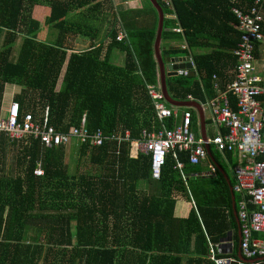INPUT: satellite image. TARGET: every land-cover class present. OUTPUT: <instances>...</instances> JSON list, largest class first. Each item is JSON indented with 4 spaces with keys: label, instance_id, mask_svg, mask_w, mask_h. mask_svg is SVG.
<instances>
[{
    "label": "trees",
    "instance_id": "obj_1",
    "mask_svg": "<svg viewBox=\"0 0 264 264\" xmlns=\"http://www.w3.org/2000/svg\"><path fill=\"white\" fill-rule=\"evenodd\" d=\"M145 1L148 10L113 13L111 43L101 59L102 48L77 53L74 45L64 47V41L81 36L93 42L96 31L87 21L97 20L96 13L112 0H0V114L5 86L15 84L21 88L14 97L20 118L26 113L38 118L48 108V125L59 134L72 133L84 120L91 133H130L121 145H76L79 167L74 170L73 162L66 163L67 147L44 149L30 137L15 144L0 138V264H217L225 257L235 259V252L223 255L216 247L236 229L226 183L227 178L234 187L236 160L230 153L209 146L208 160L198 166L191 165L189 153L176 152V159L171 153L158 182L151 179L149 157L132 158V143L141 142L144 132L172 130L175 124L174 118L157 120L146 90L147 85L158 86L159 78L153 54L157 13ZM171 1L173 11L157 0L165 14L161 40L170 44L165 53L191 56L197 75L168 78L167 88L175 100L191 96L205 105L217 97L216 83L224 92L234 78L237 19L226 0ZM253 3L237 0L235 5L246 11ZM35 10L43 17L41 24L31 15ZM81 10L83 19L71 18ZM149 14L147 26L144 17ZM41 25L56 34L53 42L39 40ZM262 27L264 36V23ZM121 33L126 38L118 42ZM183 44L189 50L173 48ZM115 50L126 55L124 67L111 62L109 52ZM68 52L72 55L67 58ZM227 103L236 110L233 96L227 95ZM180 110L192 112L191 129L201 141L196 111ZM11 148L17 162L7 174ZM37 166L41 177L33 175ZM81 167L97 172L81 174ZM211 168L214 176H204ZM140 183L153 192L143 193ZM234 196L238 209L239 197ZM182 197L192 203L186 218L174 213Z\"/></svg>",
    "mask_w": 264,
    "mask_h": 264
},
{
    "label": "built area",
    "instance_id": "obj_2",
    "mask_svg": "<svg viewBox=\"0 0 264 264\" xmlns=\"http://www.w3.org/2000/svg\"><path fill=\"white\" fill-rule=\"evenodd\" d=\"M231 4V12L237 19L240 39L232 54L236 58L233 80L226 84V90L219 92V85H214L218 95L207 101L205 106L210 114V125L214 135L208 139V146H213L220 154L230 153L236 160L232 169L234 187L232 192L239 197L238 220L240 223V250L244 257L252 259L264 256V238L253 235H264V69L261 76L255 66L256 45L264 40L262 25L264 23V0H255L248 10H240L235 4L237 0H226ZM166 7L173 11L171 0H163ZM182 33L181 30H175ZM126 38L119 34L117 41ZM182 49H188L183 44ZM190 57V63L196 70ZM179 75L188 76L189 70H178ZM147 94L152 100L153 109L159 122L166 118H174L172 130H161L158 133H143L141 142L132 143L135 153L150 159V176L158 182L161 170L166 165L169 154L176 152L189 153L191 165L198 166L208 160L206 145L197 141L192 132V112L167 106L159 85L146 86ZM227 95L235 99L236 110L227 103ZM189 100H194L189 97ZM190 109V108H187ZM17 102H11L6 111L1 109L0 138L5 137L11 144L32 138L44 149L60 146L90 145L102 148L107 143L116 142L121 145L130 140V133H118L106 136L101 130L91 133L86 128L85 120L79 128L68 134L56 133L48 125V108L43 115L34 118L26 113L20 118ZM133 154V150H132ZM182 168V165H179ZM210 172L214 174L215 169ZM33 175L41 177L43 171L37 166Z\"/></svg>",
    "mask_w": 264,
    "mask_h": 264
},
{
    "label": "crops",
    "instance_id": "obj_3",
    "mask_svg": "<svg viewBox=\"0 0 264 264\" xmlns=\"http://www.w3.org/2000/svg\"><path fill=\"white\" fill-rule=\"evenodd\" d=\"M144 7L146 8V10H148V7H146V4L144 3V0H112V5L106 6L104 8H101L99 13H96L95 18L97 20H91V24H93L94 27L90 26L91 29H93V31H96V39L92 42L90 39L85 38V37H73V36H68L67 39H65L64 41V47H69L74 45V50L77 53H84L86 52L88 49L90 50L91 48L97 47V48H102V50L100 51L101 54V59L107 57L108 54V48L110 46V38H109V32L111 30V26L113 24V13L114 12H119V11H130V10H139V9H143ZM34 9V8H33ZM38 10H35L34 12L31 13L32 17L39 20L40 24H41V18H39L38 15ZM83 12V10L81 11H75L74 13H72L71 18L74 20H80L81 18L83 19L84 16L81 15V13ZM145 21L144 24L147 26H150L151 23V15H146L145 17ZM56 38V34L54 32H48V26H44L42 27L41 25V29H40V38L39 40L41 42H53L54 39ZM20 39L17 40L16 46L14 48V59L17 56L18 50L16 48H19L20 46ZM261 45L258 48L257 54L255 56L256 60H255V66L257 68V74L259 76L262 75L263 73V69H264V40L260 43ZM160 48L163 49L161 50V55H166L165 51L167 49H170V44H168L167 42H164L163 40H161V44H160ZM173 48H176V45L173 46ZM109 56L111 57L110 60L111 62L118 66V67H124L125 66V61H126V55L121 52V51H113V52H109ZM169 54V53H167ZM72 53L68 52L67 53V58L71 57ZM171 55V54H170ZM171 57H177L176 55H171ZM178 58H183V57H178ZM64 69H65V65L63 66L62 72L59 76L58 79V83H57V88H59V84L61 83L62 80V76L64 73ZM21 88L15 84H7L5 86V92H4V98H3V106L2 108L4 109V111L7 110V108L9 107L10 103L14 101V97L19 94ZM204 110V116H205V121L207 123L206 125V136L208 139H210L213 135H214V131L211 129L210 127V114L209 111L207 110L206 106L201 104ZM207 113H208V117H207ZM209 130V133H208ZM118 133H123V132H118ZM115 133V134H118ZM126 133V132H125ZM199 136L200 139L202 141V130L199 126ZM203 142V141H202ZM204 143V142H203ZM206 145V144H205ZM133 150V154H132V158L136 159L138 156L135 153V149ZM77 149L74 146L72 147H68L65 149V155H66V163L69 162H73L72 163V170H74L76 167H79L78 164V153H77ZM207 151V150H206ZM205 166H207V164H205ZM86 171L90 172L91 174H95V172H97V169H90L87 167H81L80 168V172L81 174H84ZM204 176H210L213 175V173L211 172H207L205 174H203ZM194 179L193 177H190V180ZM139 187L141 188L142 192L146 193V195H149L150 193L153 192V189H151L152 187L147 186L146 183H140ZM192 207V203L191 201H189L187 198L182 197L180 198V200L177 201L176 207H175V216L178 218H186L190 212V209ZM234 215V214H233ZM238 216V215H237ZM235 217V215H234ZM235 221H236V217H235ZM240 224V223H239ZM259 238L264 237V235L258 234ZM228 237V240H225V238ZM237 239L240 241V238L238 237V225L236 223V229H230L226 236L221 240V243H224L221 247V249H224L225 251L229 252L228 254L230 255V253L235 252L236 253V257L237 258V254L239 251V242L237 247L235 248L234 244L237 243ZM242 254V253H241ZM243 256V255H242ZM244 257V256H243ZM230 258V257H227ZM245 259L249 260V258L244 257ZM258 259H262L264 260V256L262 257H257ZM252 259H256V258H252Z\"/></svg>",
    "mask_w": 264,
    "mask_h": 264
},
{
    "label": "water",
    "instance_id": "obj_4",
    "mask_svg": "<svg viewBox=\"0 0 264 264\" xmlns=\"http://www.w3.org/2000/svg\"><path fill=\"white\" fill-rule=\"evenodd\" d=\"M150 5L153 7V9L157 13V29L155 34V40L153 44V54L154 58L157 64L158 69V78H159V88L161 93L164 95V99L167 104H169L172 107L178 108V109H186V108H192L196 111L198 122L200 125V128L202 130V141L206 144V150L208 152V155L210 156V148L208 146V138L206 136V121L204 116V110L202 105L194 100H188V101H178L173 99L168 91L167 88V79L171 77H177L179 76L178 70L187 69L189 70V76L194 77L197 75L196 71L193 69L191 63H190V57L186 56L183 58L178 57H171L170 54L161 55V36H163L164 32V22H165V14L163 8L159 5L157 0H148ZM215 166V165H214ZM216 169L221 172L217 166H215ZM222 173V172H221ZM223 174V173H222ZM226 183L229 186V192L231 195V201H232V207H233V214L236 217V223L238 225V237H241L240 233V224L237 216V209L235 206V196L232 192V187L229 185V180L226 178ZM225 240H228V237L225 238ZM224 243L221 244V246ZM239 251L237 254V258H222L217 261V264H264V260L262 259H245L240 250V241H239ZM221 248V247H220ZM220 253L223 255H227L229 252L225 251L224 249H220Z\"/></svg>",
    "mask_w": 264,
    "mask_h": 264
},
{
    "label": "rangeland",
    "instance_id": "obj_5",
    "mask_svg": "<svg viewBox=\"0 0 264 264\" xmlns=\"http://www.w3.org/2000/svg\"><path fill=\"white\" fill-rule=\"evenodd\" d=\"M144 3L147 4V2L145 0H144ZM87 25L94 27L93 24H91L90 21H87ZM182 47H183L182 45H176V48L179 49V50H181ZM16 49L19 50V48H16ZM175 55L177 57H186L187 56L184 52H181V51H178ZM207 117H208V113H207ZM210 127L214 131V129H213V127L211 125H210ZM208 133H209V130H208ZM16 156H17L16 149L11 148V151H9L7 153V157H6V160H5V167H4L5 173L8 174V173H10L12 171L13 168H15V165H16V162H17Z\"/></svg>",
    "mask_w": 264,
    "mask_h": 264
},
{
    "label": "clouds",
    "instance_id": "obj_6",
    "mask_svg": "<svg viewBox=\"0 0 264 264\" xmlns=\"http://www.w3.org/2000/svg\"><path fill=\"white\" fill-rule=\"evenodd\" d=\"M259 44H260V43H259ZM237 207H238V206H237ZM237 212H238V209H237ZM237 215H238V214H237ZM221 244H222V243L220 242L218 245H216V247L218 248V251H219V252H220V249H221V248H220Z\"/></svg>",
    "mask_w": 264,
    "mask_h": 264
},
{
    "label": "flooded vegetation",
    "instance_id": "obj_7",
    "mask_svg": "<svg viewBox=\"0 0 264 264\" xmlns=\"http://www.w3.org/2000/svg\"><path fill=\"white\" fill-rule=\"evenodd\" d=\"M238 242H239V240L237 239V245H238Z\"/></svg>",
    "mask_w": 264,
    "mask_h": 264
}]
</instances>
